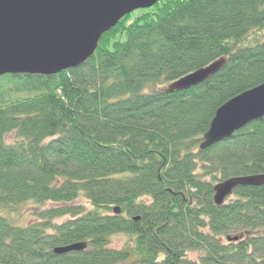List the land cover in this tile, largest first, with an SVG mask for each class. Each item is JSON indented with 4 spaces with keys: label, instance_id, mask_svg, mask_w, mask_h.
<instances>
[{
    "label": "trees",
    "instance_id": "16d2710c",
    "mask_svg": "<svg viewBox=\"0 0 264 264\" xmlns=\"http://www.w3.org/2000/svg\"><path fill=\"white\" fill-rule=\"evenodd\" d=\"M261 84L264 0H161L77 67L1 76L0 210L32 205L34 220L0 217V264H264V185L213 199L223 181L264 174V117L198 148L217 109Z\"/></svg>",
    "mask_w": 264,
    "mask_h": 264
},
{
    "label": "water",
    "instance_id": "95a60500",
    "mask_svg": "<svg viewBox=\"0 0 264 264\" xmlns=\"http://www.w3.org/2000/svg\"><path fill=\"white\" fill-rule=\"evenodd\" d=\"M161 0H0V77L55 75L85 62L104 33L124 16L151 8ZM219 59L169 84L166 93L201 84L224 66ZM198 147L204 151L264 117V84L222 104ZM264 174L231 178L217 184L220 206L235 187H261ZM114 212L117 214L118 209ZM236 239V238H235ZM233 239V241H236ZM84 243L58 247L55 255L80 252Z\"/></svg>",
    "mask_w": 264,
    "mask_h": 264
},
{
    "label": "rangeland",
    "instance_id": "374dc122",
    "mask_svg": "<svg viewBox=\"0 0 264 264\" xmlns=\"http://www.w3.org/2000/svg\"><path fill=\"white\" fill-rule=\"evenodd\" d=\"M260 37V33L257 32V35L255 34L254 35H248L240 45H246V44H249L251 42H253V40H255L256 38H259ZM81 203V202H79ZM32 207V205L30 206H24V207H21L17 210V212L12 215H9L8 216V213L3 211V210H0V217H3V218H9L11 221H13L14 225L16 226H23V225H27L28 223H31L34 218L29 216L28 214L30 213V208ZM23 213V215L21 216V214ZM116 239H114V243L111 245L113 248H118L120 246V244L123 243V240H120V241H116ZM191 258H195V256H191Z\"/></svg>",
    "mask_w": 264,
    "mask_h": 264
}]
</instances>
